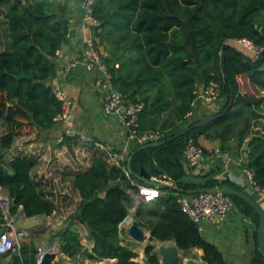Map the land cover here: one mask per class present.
Segmentation results:
<instances>
[{"label": "trees", "instance_id": "16d2710c", "mask_svg": "<svg viewBox=\"0 0 264 264\" xmlns=\"http://www.w3.org/2000/svg\"><path fill=\"white\" fill-rule=\"evenodd\" d=\"M69 3L0 0V120L7 125V133L0 138L3 150L11 148L16 136L56 125L54 117L62 103L49 81L58 73L57 51L68 41L64 21ZM263 11L264 0L96 1L95 16L104 30L101 42L108 45L105 60L112 84L128 101L144 104L139 116L141 131L159 130L165 134L162 140L173 137L177 133L173 129L188 120L199 73L204 84H219L220 98L225 97L226 102L206 125L158 147H134L129 154H133L130 176L124 169L128 160L122 165L111 164L107 151L95 149L91 166L73 179L81 197L74 218L86 227L94 245L87 249L78 231L67 226L59 231L62 253L74 260L116 259V264H141L135 261L138 252L122 244L120 224L134 203L129 191L139 193L137 184H144L136 177L144 167L173 185L164 184L163 195L155 200L140 202L135 220L154 240L174 241L184 251L201 248L208 264H228L223 251L207 240L182 210L179 198L222 186L256 198L229 178L204 175L203 180L187 181L190 165L183 152L189 139L200 144L201 137L218 140L224 152H238L249 142V155L241 167L255 171L264 187V95L243 88L249 84L264 91V53L254 59L228 43L247 37L264 45V28L259 29L255 22ZM202 119L192 120L188 127ZM36 165L33 156L4 159L0 153V187L8 192L11 216L20 208L26 218L51 216L57 210L52 194L33 176ZM227 195L242 214L255 221L257 247L249 264H264L258 241L260 213L245 198ZM5 223L0 206V234L7 229ZM38 248L23 240L14 251L0 254V264H38ZM145 255L147 264H162L154 245L146 246ZM40 264L57 263L54 255L47 254Z\"/></svg>", "mask_w": 264, "mask_h": 264}, {"label": "crops", "instance_id": "0c3cea01", "mask_svg": "<svg viewBox=\"0 0 264 264\" xmlns=\"http://www.w3.org/2000/svg\"><path fill=\"white\" fill-rule=\"evenodd\" d=\"M82 14L80 0H70L65 19L69 30L67 34L68 41L59 49V54H57L56 62L59 65L80 58L82 56L85 40L93 35V28L83 22ZM255 22L259 29L264 28V11L257 15ZM228 43L238 48L244 54L252 56L250 51L240 48L234 40H229ZM101 44L108 55L107 43L102 41ZM198 79L199 89L201 90L204 86V82L200 73L198 74ZM49 82L55 92L64 90L72 98L73 105L68 120L60 125H55V127L49 130H40L30 135L16 136L11 148L3 150L0 146V153L4 154V159H12L17 155L35 157L37 160V168L35 166L33 169L35 175H39L40 179L47 178L60 183H62L63 178H65L70 188L77 192L81 201L78 190L73 187L74 175L80 171H85L91 166L93 152L96 148L82 143L76 138H69L70 140L68 141L65 139L64 142L58 143V137L66 129H72L78 134L88 135L116 151L127 153L128 158L129 154L134 149V145H131L127 141V129L122 121V117L120 115H106L103 111L102 104L104 93L102 91V75L99 72H89L85 66L80 65L66 76L58 72ZM225 102V97H221L213 103L206 102L203 98H200L196 108L197 118H206L215 114L223 107ZM190 123L191 121L189 119L180 122L173 131L178 132L188 127ZM5 133H7V125L4 121L0 120V138ZM200 144L208 149H220L218 140H207L201 137ZM222 152V158L205 157L202 162L196 166L189 167L187 164L189 170L186 180H203L202 176L204 175H210L221 179L229 178L235 184L244 188L246 192L253 194L252 189L245 184V179L243 178L244 168L241 166L246 163L247 157H245V151L241 150V152H236L234 150ZM227 161L230 162L229 166L225 165ZM110 163L115 164L114 159H111ZM0 190H2L1 187ZM62 193L66 194L67 192L62 191ZM129 193L134 197V193L131 190ZM260 204L264 209V202ZM56 211L57 215L54 214ZM19 212L23 214L21 208ZM55 212L53 213L54 215L52 214L51 216L38 217L39 225L24 230L21 242L23 240L27 242H36L40 241L42 238L49 240V230L53 228V226L60 227L65 225V222L72 226L73 222H79L76 218L70 216L71 211L63 207L62 203H59ZM135 212V210L131 213L129 212V215L120 224V237L122 239V244L131 245L134 250L138 252L139 256L135 258V261L141 264H147L145 262V248L148 244L146 246L143 244L142 247L139 246L141 243L135 241L129 233V229L135 221ZM75 225L76 224H74V226ZM200 229L207 240L223 251L228 264H249L251 262L257 247L254 239V232L256 230L255 221L250 216L242 214L234 204L226 220L215 219L205 222ZM124 231H127V234L124 233ZM54 240V243H57L56 245L59 246L57 248L60 251L59 256H54L57 264H74L75 260L83 261L80 258L74 260L61 252V237L59 233L54 237L53 241ZM153 241L158 242V245L162 243L166 245L175 244L174 241L161 242L154 239ZM93 245L94 243L89 238L87 231V249L91 250ZM18 247L19 246L16 248ZM155 249L161 259V255L156 246ZM180 250V256L183 257V261H180V263L187 264L189 261H192L195 264H208L203 260V249L193 248L188 251ZM86 260L87 264H101L100 261ZM105 261L108 264L117 263L116 259H107Z\"/></svg>", "mask_w": 264, "mask_h": 264}, {"label": "built area", "instance_id": "2783aa9c", "mask_svg": "<svg viewBox=\"0 0 264 264\" xmlns=\"http://www.w3.org/2000/svg\"><path fill=\"white\" fill-rule=\"evenodd\" d=\"M97 0H80V7L83 12V22L93 28V35L85 40L82 56L80 58L68 61L62 65L57 64V71L63 76L68 75L76 67L83 65L87 71H97L102 75V91L104 93V100L102 104L103 111L106 115H120L122 121L127 129V141L134 147L145 145L152 142L160 141L164 137V133L159 130H140L139 116L144 108L143 103H133L126 99L124 93L113 86L112 75L109 71V66L105 60L107 56L101 44V34L104 32L101 26V21L95 16V6ZM242 49H247L252 53V58L259 59L264 53V45L257 44L250 38H235L232 39ZM59 54V50L57 51ZM196 97L192 102V109L188 112L187 117L190 121L197 118L196 108L199 104V99L203 98L206 102L213 103L220 98V86L216 81H210L204 84L200 90L199 85L195 91ZM58 99L61 101V109L54 117L56 125L66 122L70 116L73 100L64 90L56 91ZM66 138H76L82 143L91 145L96 149H102L109 153L110 160L114 159L115 164L122 165L128 160V154L119 152L115 149L104 145L98 140L88 136L80 135L72 129H66L57 139L58 143H62ZM183 157L186 163L190 166H196L202 162L205 157H223V152L219 148L208 149L201 144H198L194 139L187 141L183 152ZM228 159V158H227ZM229 161L225 162L229 166ZM127 175L130 176L127 165H124ZM243 178L245 184L249 186L259 203L264 202V187L258 183L256 173L252 169L245 168L243 170ZM154 179L161 180L167 185H173L169 180H163L158 177ZM133 183H135L133 181ZM136 184V183H135ZM139 186V193L136 195L138 203L150 202L163 195L164 191L161 187H155L146 184H137ZM3 190V189H2ZM1 192V191H0ZM134 193V192H133ZM136 193H134L135 195ZM5 199L1 200L0 206L5 214L7 229L0 234V254H5L11 250H15L20 246L24 232L18 228L20 223L36 218H26L20 212L14 216L9 214L11 201L8 195H3ZM1 199V198H0ZM182 210L201 228L205 222L213 221L215 219L226 220L229 217L230 211L233 208L231 198L222 192L209 193L202 192L191 195H184L179 198ZM201 230V229H200ZM47 254L59 256L60 251L55 244L52 246H44L38 248V264L42 262ZM101 264H108L105 260L100 261ZM104 262V263H102ZM106 262V263H105Z\"/></svg>", "mask_w": 264, "mask_h": 264}, {"label": "water", "instance_id": "95a60500", "mask_svg": "<svg viewBox=\"0 0 264 264\" xmlns=\"http://www.w3.org/2000/svg\"><path fill=\"white\" fill-rule=\"evenodd\" d=\"M64 32L66 34H68V32H69L66 20L64 21ZM216 117H217L216 115H213V116H210L208 118L202 119L200 122H198L194 126L186 127L184 129L178 131L173 137H170V138L164 139V140H160V141H156V142H152V143H149L147 145H144L143 147L161 146V145L165 144L167 141H170L172 139L178 138V137L186 134L187 132H189L194 127H201L203 125L210 123ZM248 148H249V142L245 143V145H244L245 157H248V155H249ZM132 158H133V154H131L129 156L128 164H127V167H128V170L130 173H133V170L131 167ZM136 177L146 185H151V186H155V187H162L165 184L161 180L154 179L152 177V175L144 167H142L140 172L136 174ZM168 186H172V185H168ZM202 192H209V193L222 192L225 194L241 196V197L245 198L251 205H253L255 207V209L261 215V223H260L259 228H258V236H259L258 241H259L260 250L264 254V209L261 206V204L258 201H256L255 199L248 196L243 191H241L237 188L229 187V186L201 189V190L193 191L192 194H197V193H202ZM23 216H24V214H23ZM37 225H39V221L36 218H34V219L27 220L23 223H20L18 225V228L21 232H23L24 230L31 229ZM129 233H130L131 237L135 241H137L138 243L145 244L146 242H151L150 244L156 246L157 250L159 251V253L161 255V261L163 264H177L180 261H183V257L180 256L181 250L176 244L166 245V244L162 243L159 245H155L153 243L154 241H153V237H152L151 232L147 228L142 227L138 221H134L132 223V225L129 229ZM11 251H13V250H11ZM187 264H195V263L192 261H189Z\"/></svg>", "mask_w": 264, "mask_h": 264}, {"label": "rangeland", "instance_id": "374dc122", "mask_svg": "<svg viewBox=\"0 0 264 264\" xmlns=\"http://www.w3.org/2000/svg\"><path fill=\"white\" fill-rule=\"evenodd\" d=\"M244 90L250 93H258L264 95V91L260 92L259 90H257L255 87L250 86L249 84H244L243 86ZM264 106V105H263ZM245 151L244 147H242L241 149H239V152ZM37 168V166H36ZM41 170V169H40ZM50 172V171H49ZM66 172V171H65ZM64 172V173H65ZM33 176L35 177V179L39 182H41L42 184V189L44 191H46L48 194H52V199L56 202V204L59 206V203H62L63 207L67 208L68 211H71V217H74L77 208L80 204V199H79V195L77 194V192L73 191V189L70 188V185L68 183V181L63 178L62 183L60 182H56L55 180H49L47 178H39V175H35L33 173ZM159 178V177H158ZM204 178V177H203ZM60 187V188H59ZM58 189V190H57ZM61 189V190H60ZM57 190V192H56ZM0 203L2 199H5V197L3 195H8V192L6 190H0ZM61 191V192H60ZM62 191H66V194H63ZM138 193H136L135 195H137ZM135 195L133 197L134 199V203L132 205V207L130 208V213L133 212L134 210L136 211L137 206L139 205L137 199L135 198ZM58 208V207H57ZM133 210V211H132ZM55 212V211H54ZM57 215V211L54 213ZM53 214V215H54ZM43 221V220H42ZM136 221V220H135ZM74 224H76L74 226ZM53 226V225H51ZM71 227L72 229H75L78 231V233L81 236V241L82 243H84L85 247H87V229L84 225H82L80 222H73L72 226L70 224H68L67 222H65V225H62L60 227L58 226H53V228H51L49 231L50 233V238L49 240H45V238H42L40 241H32L34 242L38 247H44V246H52L53 244H57L54 243L55 240L53 241L54 237L57 235V233H59V231L61 229H64L65 227ZM123 232V231H122ZM124 233L127 234V231H124ZM150 242H146L144 245L146 246L147 244H149ZM155 244L158 245V242H153ZM57 247H59L58 245H56ZM139 246H143V244H139ZM144 248V247H143ZM87 264V260L85 261H78L75 260L74 264Z\"/></svg>", "mask_w": 264, "mask_h": 264}]
</instances>
